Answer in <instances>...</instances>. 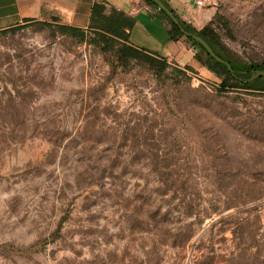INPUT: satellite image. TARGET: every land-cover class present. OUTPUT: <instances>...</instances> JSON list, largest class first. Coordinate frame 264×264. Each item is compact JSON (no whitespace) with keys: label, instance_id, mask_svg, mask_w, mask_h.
I'll use <instances>...</instances> for the list:
<instances>
[{"label":"rangeland","instance_id":"1","mask_svg":"<svg viewBox=\"0 0 264 264\" xmlns=\"http://www.w3.org/2000/svg\"><path fill=\"white\" fill-rule=\"evenodd\" d=\"M165 1L264 63V0ZM58 21L0 30V264H264V93Z\"/></svg>","mask_w":264,"mask_h":264},{"label":"crops","instance_id":"2","mask_svg":"<svg viewBox=\"0 0 264 264\" xmlns=\"http://www.w3.org/2000/svg\"><path fill=\"white\" fill-rule=\"evenodd\" d=\"M96 2L105 4L106 13L115 9L135 19L129 35L133 47L197 68L193 48L184 39L167 42L168 25L143 0H0V30L24 24V20L46 22L51 18H57L64 25L86 29L92 5ZM175 13L184 19L186 11Z\"/></svg>","mask_w":264,"mask_h":264},{"label":"trees","instance_id":"3","mask_svg":"<svg viewBox=\"0 0 264 264\" xmlns=\"http://www.w3.org/2000/svg\"><path fill=\"white\" fill-rule=\"evenodd\" d=\"M144 3L153 9H155L158 13V17L164 23L168 25L167 31V42H177L180 39H184L191 43V45L196 50V54L194 55V59L203 67L208 69L213 74L218 77L223 78L220 88H225V84L230 81L235 86H240L241 88L252 91V92H260L264 93V78H257L252 80L251 77L254 73L264 71V63L262 64H252L247 65L245 63L239 62L237 60L231 59L229 56L222 54L218 49L219 39L215 31L211 28V25H206L200 30H196L188 25L185 21H183L176 13L173 11L168 4L164 2V4L173 11L175 17L179 20L182 28L188 32L195 34L200 37L203 41H205L213 50V52L223 59L225 62L229 64L230 70L224 65L214 61L211 57H209L204 50V48L194 42L191 38L184 37L180 32L179 28L176 27L167 16L160 11L157 6L149 1L143 0ZM58 21V19H57ZM24 24L27 23H39V24H48L34 20H24ZM59 22V21H58ZM135 19L124 14L123 12L117 11L115 9H111L109 13H106L105 4L101 2H96L92 5L89 24L84 31V29L76 28L68 25H64L58 23L57 29L62 35H69L73 37H85V34L88 33L93 36L91 42L95 45H103L106 46V49H113L115 45H117V50L121 52L125 57L133 58L135 54L148 53L154 56H161L158 53H154L151 51H147L144 49H139L133 47L129 42V35L132 29L135 26ZM13 28V27H12ZM166 64H164L165 68ZM188 70H192L191 67H187Z\"/></svg>","mask_w":264,"mask_h":264},{"label":"water","instance_id":"4","mask_svg":"<svg viewBox=\"0 0 264 264\" xmlns=\"http://www.w3.org/2000/svg\"><path fill=\"white\" fill-rule=\"evenodd\" d=\"M151 2H153L157 8L162 11L166 16L167 18L176 26L179 28L180 32L182 33V35L184 37H188V38H191L194 42H197L198 44H200L204 50L206 51L207 55L209 57H211L214 61L220 63V64H224L229 70H230V67H229V64L227 62H225L223 59H221L220 57H218L214 52L213 50L211 49V47L205 42L203 41L200 37L196 36L195 34H192V33H188L186 32L179 20L175 17L173 11H171V9H169L162 0H149ZM257 78H264V71H260V72H256L252 75L251 79L254 80V79H257Z\"/></svg>","mask_w":264,"mask_h":264},{"label":"built area","instance_id":"5","mask_svg":"<svg viewBox=\"0 0 264 264\" xmlns=\"http://www.w3.org/2000/svg\"><path fill=\"white\" fill-rule=\"evenodd\" d=\"M195 5L197 8H200L202 6V2L200 0H195Z\"/></svg>","mask_w":264,"mask_h":264}]
</instances>
